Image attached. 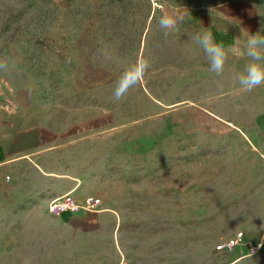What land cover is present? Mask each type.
<instances>
[{"label": "rangeland", "instance_id": "374dc122", "mask_svg": "<svg viewBox=\"0 0 264 264\" xmlns=\"http://www.w3.org/2000/svg\"><path fill=\"white\" fill-rule=\"evenodd\" d=\"M166 12L183 17L167 37ZM262 25L264 0H0V148L39 122L91 121L84 142L42 170L80 176L75 196L108 212L52 216L65 183L28 160L2 165L0 264H117L122 237L136 264H264V85L242 92L237 79ZM205 29L228 55L220 76L189 38ZM88 53L100 71L88 73ZM140 57L147 74L114 101ZM238 233V251H217Z\"/></svg>", "mask_w": 264, "mask_h": 264}, {"label": "crops", "instance_id": "0c3cea01", "mask_svg": "<svg viewBox=\"0 0 264 264\" xmlns=\"http://www.w3.org/2000/svg\"><path fill=\"white\" fill-rule=\"evenodd\" d=\"M72 1V0H71ZM86 2H97L100 0H85ZM155 10V9H153ZM85 30L95 31L99 33L97 27L88 26L85 27ZM88 31V33H89ZM97 44H101L102 42L94 43L93 41H86L85 50L89 47L91 50L93 46ZM88 57L87 66L91 67V71L88 73H94L95 71H100L101 69H96L92 67L94 64L92 63L91 54L88 53L86 55ZM80 71H77L76 74H80ZM87 73V71H86ZM87 73V74H88ZM65 105V102L61 103V106ZM66 109V107H64ZM91 121L71 124L68 122H64L63 120H56L53 123H49L47 121L39 122L34 126L27 127L26 129H22L18 131L10 142L8 149L0 148V166L6 165L10 162H14L17 160H28L35 164L46 176L54 178L55 180L61 181L65 183L68 192L77 191L80 187V176L71 175L67 172H44L42 168L47 169L42 164V160L46 156L52 155H64L67 151L71 149H75L79 147L88 132L92 131V126L89 124ZM4 159V160H3ZM67 192V193H68ZM107 211L102 210V212L97 213L98 218L101 219L107 215ZM85 227L91 226L90 223L84 217H76ZM62 222V225L66 227V229L71 232L76 233V222L67 221L66 219H59ZM73 227V230H72ZM65 229V230H66ZM73 233V234H74ZM69 241L71 239H76L77 237H68ZM135 237H133L134 239ZM135 241V240H133ZM140 241V237H136V242ZM121 247H119L121 258L117 264H136V248L135 246H131L128 244L130 242L126 237H122L120 239ZM257 244H263L260 240ZM241 247L237 248L238 251ZM249 257L242 256L241 258H236L231 264H236L242 259Z\"/></svg>", "mask_w": 264, "mask_h": 264}, {"label": "clouds", "instance_id": "9594fccd", "mask_svg": "<svg viewBox=\"0 0 264 264\" xmlns=\"http://www.w3.org/2000/svg\"><path fill=\"white\" fill-rule=\"evenodd\" d=\"M182 22V16L167 12L158 21L160 30L165 37ZM262 30H264V25L256 34H249L244 45V55L248 62L245 64L243 72L237 77L239 89L242 92H250L264 85V31ZM189 38L203 51L209 70L220 76L224 72L225 63L228 59L224 44L218 43L211 31L206 29L191 34ZM150 66V60L145 57H140L128 65L116 80L112 99L119 102L125 98L131 89L142 82ZM6 69L7 63L0 60V70Z\"/></svg>", "mask_w": 264, "mask_h": 264}, {"label": "built area", "instance_id": "2783aa9c", "mask_svg": "<svg viewBox=\"0 0 264 264\" xmlns=\"http://www.w3.org/2000/svg\"><path fill=\"white\" fill-rule=\"evenodd\" d=\"M102 206L103 202L99 197L85 196L79 199L78 196H75V191H70L60 197L51 199L48 209L50 215L57 217L65 213L77 214L81 210L87 213L97 214L102 212ZM244 239V233H238L218 245L217 251L220 253H233ZM248 247L251 254L255 253L257 250V248L251 244Z\"/></svg>", "mask_w": 264, "mask_h": 264}, {"label": "bare ground", "instance_id": "6f19581e", "mask_svg": "<svg viewBox=\"0 0 264 264\" xmlns=\"http://www.w3.org/2000/svg\"><path fill=\"white\" fill-rule=\"evenodd\" d=\"M262 242L264 241V238L261 240ZM249 244H252V242H248L247 244H246V247H248L247 245H249ZM263 245V244H262ZM262 245L261 244H256V247L257 248H261L262 247ZM239 247H241L240 245H239ZM238 247V248H239ZM249 256H251V255H249Z\"/></svg>", "mask_w": 264, "mask_h": 264}]
</instances>
